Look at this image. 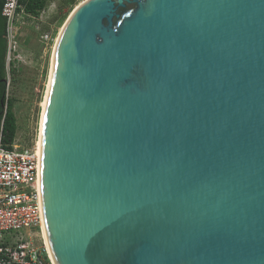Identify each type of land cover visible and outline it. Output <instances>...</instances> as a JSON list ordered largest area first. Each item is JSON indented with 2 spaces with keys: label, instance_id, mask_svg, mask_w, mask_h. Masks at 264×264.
<instances>
[{
  "label": "water",
  "instance_id": "1",
  "mask_svg": "<svg viewBox=\"0 0 264 264\" xmlns=\"http://www.w3.org/2000/svg\"><path fill=\"white\" fill-rule=\"evenodd\" d=\"M53 264H264V0H87L40 145Z\"/></svg>",
  "mask_w": 264,
  "mask_h": 264
},
{
  "label": "built area",
  "instance_id": "2",
  "mask_svg": "<svg viewBox=\"0 0 264 264\" xmlns=\"http://www.w3.org/2000/svg\"><path fill=\"white\" fill-rule=\"evenodd\" d=\"M2 1L8 56L23 20L33 17L24 12L19 0ZM76 1L80 5L87 0ZM43 39L47 41L48 35ZM38 161L35 144L23 148L15 138L5 143L0 133V264H53L44 241L40 247L32 242L39 234L42 239L43 233Z\"/></svg>",
  "mask_w": 264,
  "mask_h": 264
},
{
  "label": "rangeland",
  "instance_id": "3",
  "mask_svg": "<svg viewBox=\"0 0 264 264\" xmlns=\"http://www.w3.org/2000/svg\"><path fill=\"white\" fill-rule=\"evenodd\" d=\"M77 5L76 0H49L37 16L23 20L8 48L6 101L9 99L12 103L16 119L14 138L23 148H32L36 143L54 41ZM45 35H48L47 41L43 39ZM21 233L25 235L27 231ZM32 242L40 247L41 235L35 236Z\"/></svg>",
  "mask_w": 264,
  "mask_h": 264
},
{
  "label": "trees",
  "instance_id": "4",
  "mask_svg": "<svg viewBox=\"0 0 264 264\" xmlns=\"http://www.w3.org/2000/svg\"><path fill=\"white\" fill-rule=\"evenodd\" d=\"M49 0H19L24 12L32 17L37 16ZM3 1L0 0V133L5 143L13 140L16 133V119L12 112V103L6 101V20L2 16Z\"/></svg>",
  "mask_w": 264,
  "mask_h": 264
},
{
  "label": "bare ground",
  "instance_id": "5",
  "mask_svg": "<svg viewBox=\"0 0 264 264\" xmlns=\"http://www.w3.org/2000/svg\"><path fill=\"white\" fill-rule=\"evenodd\" d=\"M64 25V24H63ZM63 27V26H62ZM62 27L59 29V33L55 39V43L53 45V52H52V57H51V63H50V70H49V76H48V82H47V86H46V91H45V95H44V98H43V101L41 103V115H40V121H39V127H38V135H37V138H36V143H35V147H36V152H37V156L39 158V163H38V166H39V169H40V145H41V134H42V122H43V115H44V109H45V104H46V98H47V93H48V90H49V85H50V81H51V76H52V64H53V54H54V50H55V46H56V42L58 40V37L60 35V32L62 31ZM39 181H40V178H39ZM42 232H43V227H42ZM42 239L44 241V244L46 246V249L48 251V248H47V245H46V242H45V238H44V233H42ZM49 253V252H48ZM50 257V255H49Z\"/></svg>",
  "mask_w": 264,
  "mask_h": 264
}]
</instances>
